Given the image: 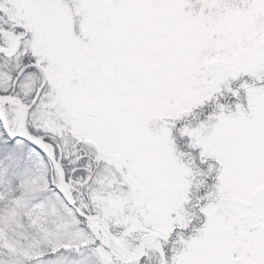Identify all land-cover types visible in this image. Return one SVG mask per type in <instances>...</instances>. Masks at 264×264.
<instances>
[{
  "label": "snow or ice",
  "instance_id": "1",
  "mask_svg": "<svg viewBox=\"0 0 264 264\" xmlns=\"http://www.w3.org/2000/svg\"><path fill=\"white\" fill-rule=\"evenodd\" d=\"M0 264H264V0H0Z\"/></svg>",
  "mask_w": 264,
  "mask_h": 264
}]
</instances>
